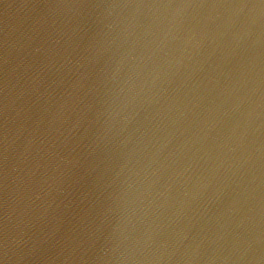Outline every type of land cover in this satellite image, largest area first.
Masks as SVG:
<instances>
[{
    "label": "water",
    "instance_id": "1",
    "mask_svg": "<svg viewBox=\"0 0 264 264\" xmlns=\"http://www.w3.org/2000/svg\"><path fill=\"white\" fill-rule=\"evenodd\" d=\"M0 264H264V0H0Z\"/></svg>",
    "mask_w": 264,
    "mask_h": 264
}]
</instances>
